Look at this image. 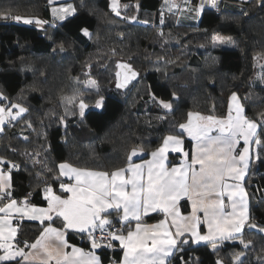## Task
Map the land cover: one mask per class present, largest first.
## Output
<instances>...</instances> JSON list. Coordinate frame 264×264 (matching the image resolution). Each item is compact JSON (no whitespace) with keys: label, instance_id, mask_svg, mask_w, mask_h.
Masks as SVG:
<instances>
[{"label":"trees","instance_id":"1","mask_svg":"<svg viewBox=\"0 0 264 264\" xmlns=\"http://www.w3.org/2000/svg\"><path fill=\"white\" fill-rule=\"evenodd\" d=\"M74 1L76 14L58 22L48 0H0V11L49 21L35 26L0 20V92L28 109L0 132V158L20 169L12 170L15 198L31 193V203L46 206L38 193L44 181L51 185L59 175L61 162L112 171L125 166L134 146L144 149L137 161L147 159L162 137L176 134L188 112L225 116L233 93L250 119H264V0H245L241 10L222 8L210 27L178 23L161 10L163 0H120V16L110 0ZM213 34L230 36L233 43L214 46ZM119 63L139 73L127 88L116 87ZM89 80L96 87L88 89ZM173 93L178 100L173 101ZM73 95L69 103L66 98ZM86 97L88 108L81 117L78 104ZM98 98L103 106L92 107ZM160 100L173 101L172 110L163 109ZM251 169L245 180L250 223L264 228V163L255 161ZM19 226L29 243L42 228L29 221ZM243 238L250 241L247 249L238 241L218 244L215 252L211 244L186 246L171 264H235L242 252L245 264H264V235L246 226ZM69 241L92 250L76 234L70 233ZM95 251L104 262L122 258L115 245Z\"/></svg>","mask_w":264,"mask_h":264},{"label":"snow or ice","instance_id":"2","mask_svg":"<svg viewBox=\"0 0 264 264\" xmlns=\"http://www.w3.org/2000/svg\"><path fill=\"white\" fill-rule=\"evenodd\" d=\"M164 3L169 5V0ZM218 4L219 0H199L194 10L199 16L206 6L215 9ZM172 7L169 5V11ZM111 8L120 16L118 0H111ZM51 14L63 22L76 14V8L71 3L60 4L51 8ZM0 20L35 26L49 23L11 10L0 11ZM159 22L164 23L163 13ZM81 31L90 35L86 28ZM211 41L214 46L233 43L232 37L219 34H213ZM59 48L63 51V44ZM117 68L122 70L116 73L121 78L117 88H125L138 75L129 64L119 63ZM91 86L96 87V82ZM172 95L173 101L179 99ZM66 99L71 103L75 95ZM173 101L160 100L159 104L172 110ZM102 106L103 98L96 101L97 108ZM87 107L81 99V117ZM27 112L26 107L12 103L0 92V132L6 122L18 121ZM170 154H179L180 162L173 165ZM143 155L142 147H132L125 166L112 171L59 163V175L52 177L51 185L44 181L45 187L38 193L46 206L31 203V193L23 200L14 197L12 170L20 169L0 158V264H103L94 251L70 245V233L86 239L92 250L114 248V242L118 243L123 257L113 264H171V258L185 246L202 242L211 244L214 252L224 242L238 241L245 249L249 247L250 241L243 238L245 226L255 229L257 225L250 223L243 181L253 161L264 163V119H250L236 93L229 99L225 116L188 112L176 134L162 137L151 151V159L136 162ZM155 213L163 218L156 224L145 223V217ZM25 219L42 226L33 243L17 239L19 224ZM202 225L207 226L206 234H202ZM25 248L34 251L26 252ZM243 256V252L237 255L235 264H245Z\"/></svg>","mask_w":264,"mask_h":264},{"label":"crops","instance_id":"3","mask_svg":"<svg viewBox=\"0 0 264 264\" xmlns=\"http://www.w3.org/2000/svg\"><path fill=\"white\" fill-rule=\"evenodd\" d=\"M243 1H245V0H219V4H218V7L217 8L214 9V8H211V7L206 6L204 8V11L199 16L196 15L195 10H194L195 7L199 4V0H190V2H186V0H169V5H172L173 6L172 7V11H169V5H166L164 3V0H163L162 6H161V10H163V11L165 10L167 13H170V14H173L174 16H176L178 23H181V24H188L189 23V24H195V25H198V26L200 25L202 27H210L212 24H214V23H216L218 21L217 13L222 8L228 9V10H231V11L241 10L243 8V5H242V2ZM225 31L231 32V30H225ZM238 97H239V102L243 105V102H242V100H240V96L239 95H238ZM243 107H244V105H243ZM244 109H245V107H244ZM245 114H246V111H245ZM217 117H219V116H217ZM185 147L187 148L188 146L185 145ZM253 148L255 150V146H253ZM147 159H151V156L149 155L147 157ZM169 159L170 160L173 159V158H171V154L169 156ZM180 159H181V157L178 154V157L177 158H174L173 159V162L172 161L171 162H172L173 165H175V164H178L180 162ZM142 161L143 160H139V161H136V162H142ZM254 162L255 161H253L250 164L249 173L252 170L251 168H252ZM0 167H3V166L0 165ZM90 170H95V169H90ZM95 171H100V170H95ZM101 171H103V170H101ZM246 177H245V180H246ZM245 180L243 181V184H244V187L246 188V181ZM246 191H247V188H246ZM18 200H20V199H18ZM21 200H23V199H21ZM33 204L36 205V206H38L35 203H33ZM189 204H190V202H189ZM248 204H249V214H250L251 204H250L249 194H248ZM183 207L184 208H187L188 205H184ZM0 215H2V214H0ZM151 215H159V218L156 219V220H154V221H150V222L145 221V223H147L149 225L156 224L160 219L163 218V215L161 213L150 214V216ZM145 218H147V217H145ZM23 221H29V220L25 219ZM29 222H36V223L39 224L38 221H29ZM13 223L15 225L16 221L14 220ZM40 231H41V229L39 230V233H40ZM39 233H38L37 236H35L36 238H34V240L31 243L35 242V240L39 236ZM206 233H207V226L206 225H202V234H206ZM17 239L18 240H22L21 234H20V226H19V234H18ZM69 244L70 245H73L75 247L83 248L85 250V252L92 251V250H89L87 247L79 246L78 244L72 243L70 241H69ZM201 244H206V243H203L202 242ZM114 245H115V247L116 246L119 247L118 246V243H115L114 242ZM193 245L194 246H197L196 244H193ZM21 247H23V245H21ZM25 251L26 252H32L34 250H32L30 248H25ZM66 251H69L70 252L71 251V248L66 249ZM93 251L100 258V260L103 262V264H113V261H109V262H106L105 261L104 262L103 259H102V257H100L99 253H97L95 250H93ZM121 251H122V255L121 256L123 257V250L121 249ZM2 254H3V251L0 250V255H2ZM121 260H122V258H121ZM52 264H54V262H52Z\"/></svg>","mask_w":264,"mask_h":264},{"label":"rangeland","instance_id":"4","mask_svg":"<svg viewBox=\"0 0 264 264\" xmlns=\"http://www.w3.org/2000/svg\"><path fill=\"white\" fill-rule=\"evenodd\" d=\"M49 1V0H48ZM66 3H71L75 8H76V12L78 11V5H77V3L74 1V0H56V3H54V4H50V10H51V8L52 7H59L60 6V4H66ZM120 5H121V1L120 0H118V7L120 8ZM110 8H111V0H110ZM112 9V8H111ZM166 12V11H165ZM164 12V13H165ZM164 13H163V15H164ZM52 15V14H51ZM53 18V17H52ZM54 20V19H53ZM54 21H58V20H54ZM58 22H60V21H58ZM224 36V35H223ZM91 82H92V80H89L88 81V83H89V85H88V89H91L92 88V86H91ZM89 100V99H88ZM97 100H99V98L98 99H96V101ZM84 102L88 105V103H87V97H86V99H84ZM92 107H96V104H94V105H92V104H90ZM88 108V107H87ZM87 108L85 109V110H87ZM97 108V107H96ZM84 110V111H85ZM14 111V110H13ZM191 112H193V111H191ZM201 114H203V115H208V114H206V113H201ZM186 122V121H185ZM5 125H6V123H5ZM5 125H4V127H5ZM222 263H223V261H222Z\"/></svg>","mask_w":264,"mask_h":264},{"label":"water","instance_id":"5","mask_svg":"<svg viewBox=\"0 0 264 264\" xmlns=\"http://www.w3.org/2000/svg\"><path fill=\"white\" fill-rule=\"evenodd\" d=\"M123 64H127V63H123ZM131 68H132V67H131ZM132 70H134L135 72H137V71H136L135 69H133V68H132ZM118 71H122V70L118 68ZM137 73H138V72H137ZM125 75H128V73H125ZM138 78H139V73H138L137 77H135L134 79H131L130 82L127 83V86H126L125 88L129 87L130 85H132V83L135 82V80L138 79ZM116 79H117V82H119V80H120L121 78L116 76ZM254 224H255V223H254ZM247 227H248V226H247ZM260 229H261V228L258 227V226H257L255 229L248 227V230H249L250 232H254V233L256 232V233H258V234L264 235V232H261ZM185 247H186V246H185Z\"/></svg>","mask_w":264,"mask_h":264},{"label":"built area","instance_id":"6","mask_svg":"<svg viewBox=\"0 0 264 264\" xmlns=\"http://www.w3.org/2000/svg\"><path fill=\"white\" fill-rule=\"evenodd\" d=\"M163 19H164V15H163ZM164 24V23H163ZM163 24H161V26H163ZM105 242H107V238H105Z\"/></svg>","mask_w":264,"mask_h":264}]
</instances>
